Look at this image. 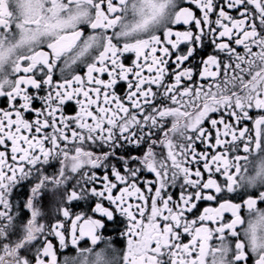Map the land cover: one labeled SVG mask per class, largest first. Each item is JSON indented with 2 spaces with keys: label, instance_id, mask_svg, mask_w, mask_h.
<instances>
[{
  "label": "snow or ice",
  "instance_id": "6c2138e0",
  "mask_svg": "<svg viewBox=\"0 0 264 264\" xmlns=\"http://www.w3.org/2000/svg\"><path fill=\"white\" fill-rule=\"evenodd\" d=\"M0 264H264V0H0Z\"/></svg>",
  "mask_w": 264,
  "mask_h": 264
},
{
  "label": "flooded vegetation",
  "instance_id": "af4514ba",
  "mask_svg": "<svg viewBox=\"0 0 264 264\" xmlns=\"http://www.w3.org/2000/svg\"><path fill=\"white\" fill-rule=\"evenodd\" d=\"M2 104H3V101H2V100H0V106H2Z\"/></svg>",
  "mask_w": 264,
  "mask_h": 264
}]
</instances>
